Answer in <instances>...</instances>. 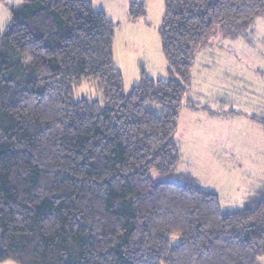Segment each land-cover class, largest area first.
Masks as SVG:
<instances>
[{
	"label": "trees",
	"instance_id": "obj_1",
	"mask_svg": "<svg viewBox=\"0 0 264 264\" xmlns=\"http://www.w3.org/2000/svg\"><path fill=\"white\" fill-rule=\"evenodd\" d=\"M164 9L167 79L142 69L126 91L116 23L93 0L11 8L0 32V264H258L264 255V183L225 208L191 173L149 174L174 172L181 159L182 108L200 107L185 101L198 52L217 32L243 35L264 0H164ZM128 15L145 18L146 1L131 0ZM84 79L98 81L103 105L75 100ZM250 118L264 129V115Z\"/></svg>",
	"mask_w": 264,
	"mask_h": 264
},
{
	"label": "rangeland",
	"instance_id": "obj_2",
	"mask_svg": "<svg viewBox=\"0 0 264 264\" xmlns=\"http://www.w3.org/2000/svg\"><path fill=\"white\" fill-rule=\"evenodd\" d=\"M98 2L106 8L105 0ZM153 4L149 15L137 20L129 17L128 9V17L125 12L118 11V17L109 12L116 23L115 64L125 74L126 91L141 81L139 61L144 60L143 67L157 74L166 60L159 34L164 3L155 0ZM21 5L22 0H0V32L11 19V8ZM262 72L264 15L257 17L243 35L215 33L198 52L192 70L194 88H189L191 93L185 101L192 97L200 107L192 111L185 104L182 108L180 129L174 136L182 152L176 170L162 174L151 169L150 176L156 181L178 182L179 174L191 173L204 188L218 193L225 208L238 207L255 193L264 183V129L249 115H264ZM73 95L75 100L97 99L104 104V93L95 79H84ZM205 106L223 112L214 118ZM147 107L157 114L161 111L157 104ZM169 239L176 245L180 235H169ZM258 264H264V255Z\"/></svg>",
	"mask_w": 264,
	"mask_h": 264
},
{
	"label": "crops",
	"instance_id": "obj_3",
	"mask_svg": "<svg viewBox=\"0 0 264 264\" xmlns=\"http://www.w3.org/2000/svg\"><path fill=\"white\" fill-rule=\"evenodd\" d=\"M99 0H93V5L95 6L94 8L96 9V10H103L105 13H106V15H107V17L111 20V21H113V22H115V20H113L112 18H110L109 17V12H110V14H112L113 16H117L118 17V15H119V12H123V14H124V12H125V15L127 16V9H128V6H129V3L131 2V0H105L106 1V3H107V6H106V8H101V6H99L100 4H99V2H98ZM146 1V6H147V15H149V10H151V9H153V6H154V4H153V2L155 1V0H145ZM164 3V0H159V4H163ZM98 4V7H96V5ZM17 8V7H16ZM154 8H156V3H155V7ZM158 9V8H157ZM119 11V12H118ZM128 17V16H127ZM163 18V17H162ZM128 20H130L129 18H128ZM162 48V47H161ZM139 64H140V66H141V70L142 69H144L145 70V72H146V74L149 76V77H152V78H155V79H163V80H165V79H167V62H166V60H165V62L163 63V65H162V67H161V71L162 72H160V73H154V72H150V71H148V69H146L145 67H143L144 65V60L143 61H139ZM195 65V64H194ZM117 66V65H116ZM118 67V66H117ZM119 68V67H118ZM120 69V68H119ZM121 70V69H120ZM140 70V71H141ZM122 71V70H121ZM140 73V72H139ZM124 75V79H125V74H123ZM193 80H192V82H191V87L193 86ZM135 84V83H134ZM133 84V85H134ZM136 84H139V83H136ZM135 84V85H136ZM132 85V86H133ZM125 86H126V81H125ZM131 86V87H132ZM130 87V88H131ZM193 88H194V86H193ZM191 90V89H190ZM188 93H191L190 91L188 92ZM191 99H189V100H187V101H194V99H192V97H190ZM195 102V101H194ZM197 103V102H196ZM199 105H200V103H198ZM188 106V105H187ZM189 107V106H188ZM192 111H196L198 108H195V109H193V108H191V107H189ZM211 110H213V111H215V112H218V113H216V114H211L208 110H207V112L211 115V116H213L214 118H218V116L220 115V112H223V111H221V110H217V109H211ZM262 111H264V108L262 109ZM188 114H189V112H187ZM251 115V114H250ZM249 115V116H250ZM181 121H182V118H181V115H180V121H179V128H178V130L180 129V125H181ZM180 150H181V148H180ZM182 153V152H181ZM202 183V182H201ZM245 201V200H244ZM231 208V207H230ZM2 264H16V263H14V262H12V261H6V262H4V263H2Z\"/></svg>",
	"mask_w": 264,
	"mask_h": 264
}]
</instances>
